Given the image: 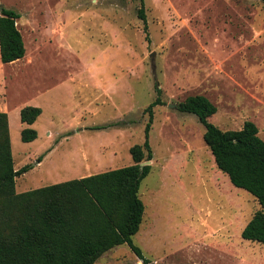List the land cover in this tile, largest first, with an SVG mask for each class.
<instances>
[{
	"label": "rangeland",
	"instance_id": "1",
	"mask_svg": "<svg viewBox=\"0 0 264 264\" xmlns=\"http://www.w3.org/2000/svg\"><path fill=\"white\" fill-rule=\"evenodd\" d=\"M0 2V13L2 6L20 13L26 46L15 62L0 56V111L11 116L15 166L32 165L17 177L19 192L54 183L40 179L36 145L21 138V106L38 103L43 114L31 126L49 125L60 137L45 143L47 162L80 144L87 162L114 150L109 168L124 167L134 162L130 147L145 140V109L159 87L164 104L154 107V158L140 186L145 213L133 237L150 262L122 244L95 264H264V244L241 234L260 202L217 167L198 116L177 108L205 94L218 107L213 123L227 130L252 120L264 139L262 0Z\"/></svg>",
	"mask_w": 264,
	"mask_h": 264
},
{
	"label": "trees",
	"instance_id": "2",
	"mask_svg": "<svg viewBox=\"0 0 264 264\" xmlns=\"http://www.w3.org/2000/svg\"><path fill=\"white\" fill-rule=\"evenodd\" d=\"M139 12L146 19L143 7ZM20 16L15 9L1 7L3 63L17 61L26 54L24 37L17 25ZM156 90V99L145 109L149 114L145 140L130 147L133 164L24 192H17L16 178L32 165L15 168L9 117L0 111V264H95L106 252L122 244H127L145 263L150 262L133 237L139 232L145 213L140 186L152 170V164L142 163L154 158L150 142L154 107L164 104L161 88ZM177 108L198 116L217 167L236 187L260 202L261 209L241 234L246 240L264 244V139L257 124L246 120L240 129L220 128L210 120L218 107L205 94L189 95ZM42 112V107L35 105L21 108V122L26 124L21 130L23 141L38 137V130L31 125ZM117 125L113 122L91 128Z\"/></svg>",
	"mask_w": 264,
	"mask_h": 264
},
{
	"label": "crops",
	"instance_id": "3",
	"mask_svg": "<svg viewBox=\"0 0 264 264\" xmlns=\"http://www.w3.org/2000/svg\"><path fill=\"white\" fill-rule=\"evenodd\" d=\"M32 105L40 106L38 103L32 104ZM24 106H21V108ZM21 108H20V111H21ZM6 113L8 114L9 126L11 128L12 120H11L10 113L9 112H6ZM40 116L38 117L36 122H34L32 125H35L39 121V119L41 118ZM24 126H26V124H23L21 122V130L24 128ZM41 127L43 128V130L42 128L40 129L36 127V129L38 130V137L32 142H34L36 145L35 151L33 154L39 158L37 162V166L35 168L39 170L40 172L39 176L41 177L40 179H42V181L47 180V179H53L54 183H59V182L67 181V180L74 179V178H82L85 176V174L91 175L93 173L92 169H97L96 171L103 172V171H107L110 169L119 168L116 166L109 168L111 165L114 164L115 161H117L116 158L118 157V155L114 150L111 153H109L107 158H105L102 154H100L99 157L95 158L96 159L95 161H97V163L91 164L87 162L86 156L83 154L84 146H81L80 144H77V147L74 148L73 152L69 151V152L62 153V157L60 161L58 162L52 161L50 163L47 162L48 161L47 154L49 153V151H51V148H49V146H46L45 143H51V140L55 138L56 136H54V133L48 130V128L50 127L49 125L48 126L41 125ZM44 133H46L48 138H44L43 136ZM56 138H58L57 140L60 139V137H56ZM65 139L68 140L67 138ZM15 168L19 169L16 166ZM16 190H17V178H16ZM27 190H30V189H26L24 191H27ZM17 192L19 191L17 190Z\"/></svg>",
	"mask_w": 264,
	"mask_h": 264
},
{
	"label": "water",
	"instance_id": "4",
	"mask_svg": "<svg viewBox=\"0 0 264 264\" xmlns=\"http://www.w3.org/2000/svg\"><path fill=\"white\" fill-rule=\"evenodd\" d=\"M0 6H1V2H0ZM173 106H175V105H173ZM151 161H152V160H149V161H146V162H144V163H142V164H151ZM150 264H154V263H150Z\"/></svg>",
	"mask_w": 264,
	"mask_h": 264
},
{
	"label": "bare ground",
	"instance_id": "5",
	"mask_svg": "<svg viewBox=\"0 0 264 264\" xmlns=\"http://www.w3.org/2000/svg\"><path fill=\"white\" fill-rule=\"evenodd\" d=\"M232 188V187H231ZM237 189V188H236ZM240 193V192H239Z\"/></svg>",
	"mask_w": 264,
	"mask_h": 264
}]
</instances>
